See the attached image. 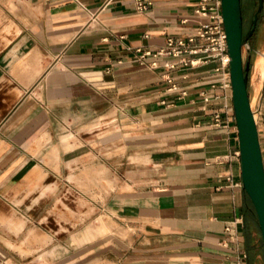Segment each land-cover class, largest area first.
Masks as SVG:
<instances>
[{"label": "crops", "instance_id": "0c3cea01", "mask_svg": "<svg viewBox=\"0 0 264 264\" xmlns=\"http://www.w3.org/2000/svg\"><path fill=\"white\" fill-rule=\"evenodd\" d=\"M149 1L0 0V264H237L243 254L256 264L253 205L214 64L153 54L198 30L199 0ZM258 30L248 93L264 163ZM36 184L34 203L13 193ZM52 189L85 196L98 215L26 253L32 233L47 238L33 219L49 217Z\"/></svg>", "mask_w": 264, "mask_h": 264}, {"label": "water", "instance_id": "95a60500", "mask_svg": "<svg viewBox=\"0 0 264 264\" xmlns=\"http://www.w3.org/2000/svg\"><path fill=\"white\" fill-rule=\"evenodd\" d=\"M262 7L263 0H257L252 27L243 36L240 0H221V12L230 57L232 107L237 127L242 188L254 206L264 253V163L257 123L248 94L247 71L250 65V55L245 65H243L242 57V47L254 32Z\"/></svg>", "mask_w": 264, "mask_h": 264}, {"label": "rangeland", "instance_id": "374dc122", "mask_svg": "<svg viewBox=\"0 0 264 264\" xmlns=\"http://www.w3.org/2000/svg\"><path fill=\"white\" fill-rule=\"evenodd\" d=\"M257 0H241V6L243 10V31L246 34V32L251 29V19L253 20V14L256 9ZM262 17V16H261ZM263 21L261 18V21H259L258 16V22L256 23V30L259 28V39L260 42L263 40ZM255 32V30H254ZM250 55V70L252 69V61L255 52L251 49V42L250 39L248 40V45H243L242 47V57H243V65H245V61L247 60L248 56ZM207 63L212 62L214 64L213 66V72L215 74V80L216 83L219 85L222 83V74L224 71L227 72V66L223 69L221 61L218 59L217 56H210L206 59ZM259 72V70H258ZM260 74V72H259ZM261 76V74H260ZM249 94V93H248ZM253 105L255 104L253 100ZM228 110L232 112L231 105L228 107ZM258 116V115H257ZM258 118V117H257ZM68 143V138H65ZM85 177L87 175L85 174ZM82 190H86L84 187H80ZM51 194L53 195L52 201H49L47 204H44L43 210L44 215L48 214L49 217H35L34 224H36V227L33 232H36L37 234H45L47 236L46 239H38L35 237L34 233L31 234L30 240H28L29 244L33 247L32 250L26 251V253H32L34 255L41 254L43 252H46V250L49 247H52L53 245H56L60 242V238H65L70 232L74 230H81L84 225L87 223L92 222L94 220L95 216L98 215V212L93 213V205H91L85 196L80 195L75 201H72L69 199V197H63L62 199L59 198L55 194V190H51ZM14 194L23 193L24 195H31V199L34 203V197L40 193L39 186L30 185V186H23L20 185L15 188L13 191ZM56 195V196H55ZM90 205V206H89ZM20 208L24 209V205H19ZM91 208V209H90ZM75 210V212L73 211ZM92 214V215H89ZM33 224V226H34ZM251 229L253 232V239H254V245L253 249L255 251V254H258L254 258L256 261V264H264V253L262 249V240H261V233L259 229L258 222L256 220V217L252 215V223ZM66 231V232H58V231ZM110 231V230H109ZM109 237V234L107 235ZM18 251L20 253H24L23 249L18 248Z\"/></svg>", "mask_w": 264, "mask_h": 264}, {"label": "built area", "instance_id": "2783aa9c", "mask_svg": "<svg viewBox=\"0 0 264 264\" xmlns=\"http://www.w3.org/2000/svg\"><path fill=\"white\" fill-rule=\"evenodd\" d=\"M135 4L138 10H145L149 7L150 1L135 0ZM195 14L203 18V21L200 23L199 28L195 33L188 35L185 38H168L166 44L158 48L153 54L173 57H178L184 54L192 56L189 59L184 58L185 60H181L180 63H182L183 65H195L200 62V60H202V62H206V59L210 56H217L222 63L223 69L227 66V73L229 74V61L227 62V64H223V55L228 53V50L221 12V0H199L197 7L195 8ZM137 51H142V48H137ZM150 54L151 53L149 50H143L141 53V57ZM195 60H197V63L194 62ZM153 64H155V62ZM172 66L173 64L170 65V67ZM225 73L226 71L223 72L222 76ZM221 86L224 91L223 97L227 96L230 99V103L223 106V108L225 109L224 112L226 113L225 126L229 127V124L231 122H234L232 130L234 131V133H237V127L235 124V117L232 107V94L231 92L227 93L228 88L223 86V84H221ZM230 105L232 107V112L228 110V107ZM213 116L215 124H218L221 119L219 112H215ZM235 155L240 157L238 151H236ZM245 258L246 254H243L237 264H244Z\"/></svg>", "mask_w": 264, "mask_h": 264}, {"label": "bare ground", "instance_id": "6f19581e", "mask_svg": "<svg viewBox=\"0 0 264 264\" xmlns=\"http://www.w3.org/2000/svg\"><path fill=\"white\" fill-rule=\"evenodd\" d=\"M244 45H248V41H247ZM262 54H263V51H261V52L259 53V55H258V57H257L256 60L260 59L261 56H262ZM229 60H230L229 54H228V53L224 54V55H223V64H224V65L227 64V62H228ZM194 62L197 63V60H195ZM255 62H256V61H255ZM92 78H93V77H92ZM221 78H222L223 86H225L226 88H228V89H227V93H230V92H231V94H232L231 86H230V84H231V81H230V72H229V74L226 72ZM229 87H230V88H229ZM221 101H222V103H221L222 106L228 105V104L230 103V99H229V97H227V96H226V97H223V98L221 99ZM250 105H251V107H252V104H251V103H250ZM253 113H254V112H253ZM254 117H255V120H256V115H255V113H254ZM238 152H239V150H238Z\"/></svg>", "mask_w": 264, "mask_h": 264}, {"label": "trees", "instance_id": "16d2710c", "mask_svg": "<svg viewBox=\"0 0 264 264\" xmlns=\"http://www.w3.org/2000/svg\"><path fill=\"white\" fill-rule=\"evenodd\" d=\"M240 4H241V0H240ZM241 13H242V23H243V10H242V6H241ZM253 18V17H252ZM251 21H252V19H251ZM257 21H258V19H257ZM257 21H256V23H257ZM251 27H252V22H251ZM250 27V28H251ZM250 30V29H249ZM248 30V31H249ZM247 31V32H248ZM246 32V33H247ZM242 35L244 36L245 35V33H244V31H243V25H242ZM250 64H251V62H250ZM249 70H250V65H249V69H248V71H247V74H248V76H249ZM248 195V194H247ZM249 197V196H248ZM250 199V198H249ZM251 201V200H250ZM252 203V202H251ZM253 205V204H252ZM253 212H254V215H255V217H256V213H255V209H254V206H253ZM256 220H257V217H256ZM258 222V221H257ZM259 225V224H258ZM261 240H262V238H261ZM262 249H263V244H262Z\"/></svg>", "mask_w": 264, "mask_h": 264}, {"label": "flooded vegetation", "instance_id": "af4514ba", "mask_svg": "<svg viewBox=\"0 0 264 264\" xmlns=\"http://www.w3.org/2000/svg\"><path fill=\"white\" fill-rule=\"evenodd\" d=\"M258 22V21H257ZM255 29H256V27H255Z\"/></svg>", "mask_w": 264, "mask_h": 264}]
</instances>
